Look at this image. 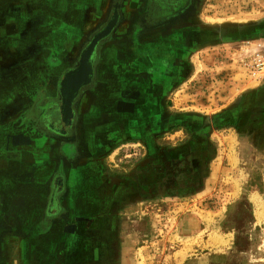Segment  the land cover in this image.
<instances>
[{"label": "rangeland", "instance_id": "obj_1", "mask_svg": "<svg viewBox=\"0 0 264 264\" xmlns=\"http://www.w3.org/2000/svg\"><path fill=\"white\" fill-rule=\"evenodd\" d=\"M138 1L126 0L117 37L133 24L130 9L139 7ZM110 3L13 4L19 41L17 46L13 41L11 51L3 36L0 60L4 64L13 57L18 63L19 107L26 106V95L32 102L49 78L56 83L63 59L73 61L87 35L105 21ZM0 4V25H5L13 11L10 3ZM255 20L264 25V0H195L190 14L164 34L178 42L179 51L169 68H161L162 93L148 96L157 120L145 96L137 103V108L142 106L145 141L132 138L108 145L104 130L91 147L94 138L83 130L79 147L85 155L70 164L75 169L70 174L73 186L67 184V210L73 220L60 225L62 232L69 229L67 241L73 243L65 264H169V255L181 249L188 252L180 256L181 264H264V72L251 74L264 32L234 44L228 55L201 47L199 35L204 24L213 30ZM194 26L199 32L193 37ZM176 59L182 64L178 71ZM27 61L35 66H26ZM147 67L142 73L146 80ZM224 107L237 110L226 115L230 112ZM191 184L192 195L163 196L187 192ZM18 231L24 233L23 227ZM38 233L34 225L32 236ZM237 237L244 253H236Z\"/></svg>", "mask_w": 264, "mask_h": 264}, {"label": "crops", "instance_id": "obj_2", "mask_svg": "<svg viewBox=\"0 0 264 264\" xmlns=\"http://www.w3.org/2000/svg\"><path fill=\"white\" fill-rule=\"evenodd\" d=\"M0 1L10 3L9 7L13 11L10 16L7 14L10 18L9 22L0 25V51L4 44L3 36L10 44V50L13 51V41H16V46L19 41L17 19L14 20V15H17V6L13 4L18 1L29 4L34 0ZM209 27L210 29L207 30ZM211 27V25L208 27L203 25V30L199 34L202 36L203 45L201 47L208 50L218 49L219 53L226 50V54L234 44L250 40L264 32V25L259 20L220 25L214 27L213 30ZM191 28H193L191 31L194 37L199 29L195 26ZM119 46L118 42H112L104 47L102 58L96 65L94 85L83 95L77 108V143L81 153L79 142L84 129L87 130L91 139L94 138L93 143L90 142L91 147L104 130L109 133L108 145L124 143L132 138L144 140L146 137L145 133L144 135L141 133L142 130H146L141 120V111L136 109V103L140 99L143 100V95L131 93V86L126 81V76L133 71L139 74L140 67L137 66L134 69L130 67L123 60L124 52L119 49ZM194 49L193 47L192 51ZM178 51L177 49L176 56ZM16 54H18L17 50ZM12 58L6 60L4 64L0 60V264H65V255L73 248L69 244L73 243L67 241L69 229L65 227L63 231L65 233H63L60 225L73 220L67 210L69 208L67 184L71 176H66L67 192L59 200L58 210L53 211L51 215L46 214L53 189L52 179L56 173L57 164H59L57 157L53 156V149L58 148L60 143L53 145L49 141L50 137L36 141L40 137L29 135L28 128L25 127L28 124L18 120L19 91L14 90L13 85L18 86L19 73L15 69L18 63ZM212 58L210 54L208 60L211 61ZM233 58H236V55ZM176 64L175 69L177 68L178 71L182 64L178 59H176ZM26 66L34 67L35 65L27 61ZM227 66L231 64H225L224 67ZM29 71L32 74L35 72L34 69ZM150 78L149 83H153L151 85L152 95L161 94L163 91L162 75H153ZM137 88L138 85H136ZM144 98L148 103L150 97ZM147 106L149 108L152 106L151 113L156 121L157 113L153 103L150 102ZM224 108H228L226 110L230 112L226 115L237 110V107H233L235 110L232 107ZM100 115H102L101 121H99ZM78 219L82 218L75 219L80 222ZM34 225H38L39 233L32 236ZM18 227H23L24 233H20ZM187 253H184L183 249L171 253L169 264H181L180 256H186Z\"/></svg>", "mask_w": 264, "mask_h": 264}, {"label": "flooded vegetation", "instance_id": "obj_3", "mask_svg": "<svg viewBox=\"0 0 264 264\" xmlns=\"http://www.w3.org/2000/svg\"><path fill=\"white\" fill-rule=\"evenodd\" d=\"M194 1L139 0V7L130 9L133 10L131 14L133 24L120 37H117L124 25L126 0H111L105 21L87 35L85 41L76 51L73 61L67 64L66 57L63 59L58 71L59 79L55 81L56 83L49 81V78L47 87H40V91H36L32 102L26 95V106L19 107L18 120L28 124L25 125L28 128L27 133L40 137L36 141L50 137L49 141L53 145L60 143L58 148L53 149V156L57 157L59 164H57V170L52 179L53 189L46 214L51 215L53 211L58 210L59 200L67 192L66 176H70L74 170L71 165L74 166L85 155L78 150L77 108L83 95L94 85L96 65L102 58L104 47L112 42L119 43V49L124 52L123 60L133 69L137 66L140 67L139 74L133 71L126 76V81L131 86V93L143 95V97L150 96L149 86L151 85L148 80L142 78L143 68L148 66L145 74H148L149 77L153 75H162L163 77L164 72L161 68H169V62L171 65L173 64L178 42L164 34L190 14ZM50 60L54 59L48 58V61ZM50 65L51 67L57 66L56 64ZM15 69L19 71V67H15ZM32 77L35 78V72ZM136 85H138L137 89ZM16 86L13 85L14 90L17 89L20 93V83L17 88ZM9 87L6 88L9 89ZM27 87H29V83ZM30 90L35 92L33 83L30 84ZM139 101L144 102L142 99ZM140 107L136 106V109H140L142 120L143 111ZM147 108L149 107L147 106ZM22 109L23 111H21ZM68 184L72 187V180Z\"/></svg>", "mask_w": 264, "mask_h": 264}, {"label": "built area", "instance_id": "obj_4", "mask_svg": "<svg viewBox=\"0 0 264 264\" xmlns=\"http://www.w3.org/2000/svg\"><path fill=\"white\" fill-rule=\"evenodd\" d=\"M260 48L253 55V65L251 66V74L254 76L263 75L264 72V42L257 45Z\"/></svg>", "mask_w": 264, "mask_h": 264}, {"label": "trees", "instance_id": "obj_5", "mask_svg": "<svg viewBox=\"0 0 264 264\" xmlns=\"http://www.w3.org/2000/svg\"><path fill=\"white\" fill-rule=\"evenodd\" d=\"M194 186L193 184L190 185V189L189 191L185 192V191H177V192H172V191H168L166 193H163V196L164 197H186L188 195H192L194 193ZM241 241V238L240 237H237L236 238V242H235V246H236V253L238 254H241V253H244L245 250H242L239 248V243ZM228 260H230V258H226L225 261L228 262Z\"/></svg>", "mask_w": 264, "mask_h": 264}, {"label": "water", "instance_id": "obj_6", "mask_svg": "<svg viewBox=\"0 0 264 264\" xmlns=\"http://www.w3.org/2000/svg\"><path fill=\"white\" fill-rule=\"evenodd\" d=\"M69 108V107H68ZM67 108V110L69 111V109Z\"/></svg>", "mask_w": 264, "mask_h": 264}, {"label": "bare ground", "instance_id": "obj_7", "mask_svg": "<svg viewBox=\"0 0 264 264\" xmlns=\"http://www.w3.org/2000/svg\"><path fill=\"white\" fill-rule=\"evenodd\" d=\"M91 68V67H90ZM82 70V69H81ZM78 75V74H77ZM74 78V77H73Z\"/></svg>", "mask_w": 264, "mask_h": 264}]
</instances>
